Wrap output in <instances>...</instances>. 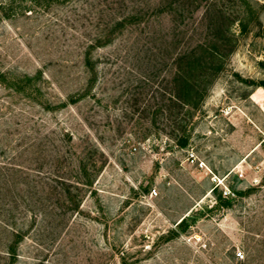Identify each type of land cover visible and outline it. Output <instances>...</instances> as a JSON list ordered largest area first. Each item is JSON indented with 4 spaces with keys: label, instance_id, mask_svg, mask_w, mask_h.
<instances>
[{
    "label": "rangeland",
    "instance_id": "1",
    "mask_svg": "<svg viewBox=\"0 0 264 264\" xmlns=\"http://www.w3.org/2000/svg\"><path fill=\"white\" fill-rule=\"evenodd\" d=\"M237 1L247 31L176 138L157 113L170 15L93 46L90 86L82 52L113 0H0V264H264V0ZM92 143L103 167L64 214L51 180Z\"/></svg>",
    "mask_w": 264,
    "mask_h": 264
},
{
    "label": "trees",
    "instance_id": "2",
    "mask_svg": "<svg viewBox=\"0 0 264 264\" xmlns=\"http://www.w3.org/2000/svg\"><path fill=\"white\" fill-rule=\"evenodd\" d=\"M59 1L63 0H29L31 5H27L26 10L31 9L32 5L40 3L42 5L44 2L59 3ZM104 1L108 2V0ZM130 1L131 4L128 0H113L112 3H115L116 7H107L112 10V15L105 22V26L98 30L93 38H90L87 46H84L83 64L93 76L87 84L91 86L96 80V76H94L95 63L91 56L93 46L110 42L115 34L122 33L128 26L135 27L136 30L139 29L143 20H146V28L150 29L149 24L154 17L165 13L170 15L171 25L166 40L168 58L166 65L170 77L166 81L162 102L158 106L157 113L162 111L167 114V118H171L170 126L173 127L171 133L179 138L177 131L185 130L187 119L194 115L192 110H196L205 99L209 86L213 84L215 77L224 70L227 59L237 48L238 37L233 31V25L237 23L240 34H242L247 31L249 22H246V19L239 14L236 16L228 14L227 4H238L237 0H155L145 7L140 4L133 5V0ZM246 2L251 10V2ZM201 9L203 11L200 19L195 21V13ZM103 11L104 9H101L96 13L101 15ZM142 31L145 30L142 29ZM140 39V36L135 37L136 42H139ZM145 86L148 87L149 84L145 83ZM141 100L139 99L138 102ZM152 107L151 103L146 104L143 112H150ZM185 107H188V110L183 114L181 110ZM183 139V137L179 139L182 145L187 142ZM91 146L94 149H89L83 157L78 159L79 172L74 176L75 178H64L58 175L56 179L52 178L51 180V182L58 180L59 184L63 186L62 194L68 202L64 214L80 209L83 191L93 184L95 177L103 167V164L99 166L94 159V152H97L96 144L92 143ZM51 182H46V184L53 186ZM71 188L77 190V193L73 195ZM186 218H183L180 224ZM20 236L19 233H16L17 238ZM18 244L19 241L15 239L11 244L10 252L14 253Z\"/></svg>",
    "mask_w": 264,
    "mask_h": 264
},
{
    "label": "built area",
    "instance_id": "3",
    "mask_svg": "<svg viewBox=\"0 0 264 264\" xmlns=\"http://www.w3.org/2000/svg\"><path fill=\"white\" fill-rule=\"evenodd\" d=\"M152 194H153V195H154V194L156 195V194H157V191L154 189V190L152 191ZM238 255H239V256H243L242 252H239Z\"/></svg>",
    "mask_w": 264,
    "mask_h": 264
}]
</instances>
